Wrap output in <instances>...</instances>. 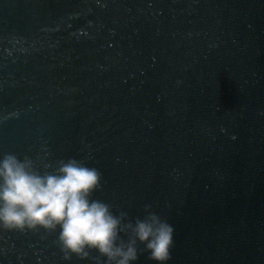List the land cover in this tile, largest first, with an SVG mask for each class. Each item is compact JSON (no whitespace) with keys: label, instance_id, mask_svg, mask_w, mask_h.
Returning a JSON list of instances; mask_svg holds the SVG:
<instances>
[{"label":"water","instance_id":"1","mask_svg":"<svg viewBox=\"0 0 264 264\" xmlns=\"http://www.w3.org/2000/svg\"><path fill=\"white\" fill-rule=\"evenodd\" d=\"M8 153L98 169L128 220L150 205L165 264H264V0H0ZM59 232L0 227V264H97Z\"/></svg>","mask_w":264,"mask_h":264},{"label":"clouds","instance_id":"2","mask_svg":"<svg viewBox=\"0 0 264 264\" xmlns=\"http://www.w3.org/2000/svg\"><path fill=\"white\" fill-rule=\"evenodd\" d=\"M102 174L76 159L59 161L54 172L41 174L31 159L4 154L0 159V227L6 230L55 231L65 259L88 258L98 253L103 264H133L138 244L149 259L165 264L170 259L173 227L145 206L142 218L128 220L111 206L92 199L101 189ZM126 237V239H125Z\"/></svg>","mask_w":264,"mask_h":264}]
</instances>
